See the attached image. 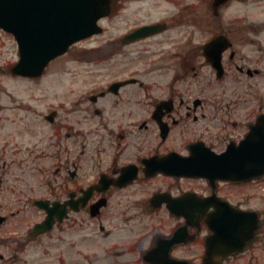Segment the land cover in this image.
I'll list each match as a JSON object with an SVG mask.
<instances>
[{
  "label": "flooded vegetation",
  "instance_id": "flooded-vegetation-1",
  "mask_svg": "<svg viewBox=\"0 0 264 264\" xmlns=\"http://www.w3.org/2000/svg\"><path fill=\"white\" fill-rule=\"evenodd\" d=\"M238 1L245 14L248 0ZM128 2L111 0V36L92 40L103 27L38 74H15L8 64L0 75L31 85L0 104V198L13 192L16 204L5 203L0 223L15 219L20 264L31 247L53 248L56 264L76 252L87 264H264V169L246 177L181 166L249 135L264 140V96L254 86L264 76V21L207 23L209 34L197 40L196 29L182 28L196 26L186 23L197 12L193 0H159L172 6L164 17L118 32ZM211 2L212 14L224 16L230 1ZM151 23L156 32L128 41ZM217 35L228 43L219 68L204 55ZM67 54L65 72H48ZM236 163L229 172L256 160ZM39 203L54 213L45 231L36 225L47 216Z\"/></svg>",
  "mask_w": 264,
  "mask_h": 264
},
{
  "label": "water",
  "instance_id": "water-1",
  "mask_svg": "<svg viewBox=\"0 0 264 264\" xmlns=\"http://www.w3.org/2000/svg\"><path fill=\"white\" fill-rule=\"evenodd\" d=\"M221 1L224 0H214L216 4ZM108 11L109 0H0V26L19 40L20 59L12 70L28 75L39 72L50 58L64 52L68 44L98 32L97 18ZM152 30L153 25L143 26L130 36L140 37ZM225 47L222 37L218 36L206 43L204 51L219 65L220 52ZM248 137L220 155L211 153L201 161L200 158H183L181 166L203 175H209L213 166L221 168V171L212 172L218 175L249 177L261 173L260 170L264 169V140L257 142L251 135ZM231 151L241 154L232 156ZM240 160H256V163L246 172H229L228 169L238 166L236 162ZM48 212L42 223L47 228L52 220V211L48 209Z\"/></svg>",
  "mask_w": 264,
  "mask_h": 264
},
{
  "label": "rangeland",
  "instance_id": "rangeland-1",
  "mask_svg": "<svg viewBox=\"0 0 264 264\" xmlns=\"http://www.w3.org/2000/svg\"><path fill=\"white\" fill-rule=\"evenodd\" d=\"M159 0H131V2H128L126 4L127 9V16L124 15L125 19H123L120 22V25L118 26V32L123 31V28L126 27L125 23H141L145 21H155L158 18L164 17L168 12H170V9L172 6H167V4H164L162 2H157ZM189 1V0H184ZM254 0H248V3L245 5L247 6L246 13L243 14V11L241 9L237 10L240 6H243V4L239 3L238 0H231L227 5V11L224 14V16L221 15L220 18H217L215 15L212 14L211 8H210V0H193L195 7H196V14H192L193 18L188 20L186 23H195L196 26H186L184 25L182 28L184 29H191L194 30L193 32L197 33V35H194V39L200 40L203 38V35H208V27L205 26L207 23H223L227 20H230L232 22H241L240 19H243L242 17H247L250 19H246V21L253 20L254 16L258 21H264V9L260 8L261 6H264V0L262 2L253 3ZM130 4V5H129ZM167 6V7H166ZM178 5H176L177 7ZM135 9L136 12L131 14V11ZM249 9H252L253 11H250ZM174 10V8H173ZM229 17V18H225ZM102 25L105 29V34L102 36L94 37L92 40H97L100 38H107L112 35L114 32L115 27L112 26L114 20L109 16L108 18H104L102 21ZM117 31V29H116ZM202 34V35H201ZM92 40H87L83 43L86 45L92 44ZM152 45L154 43H151ZM70 54V53H69ZM65 55L60 61H55L50 68L48 69V72H58V71H64L67 66V59L68 55ZM16 59V44L15 41L10 33L4 32L0 30V66L4 67L10 64L12 61ZM59 61V62H58ZM49 76H52L50 74ZM256 83L254 86H256L257 93L260 91L261 96H264L263 88H264V76H261L260 78L254 80ZM249 82V81H248ZM252 82V80H251ZM47 90L50 91V88L55 86H61V84L57 85L55 83H44ZM29 83H22L20 80L15 78H10L8 75H3L0 78V104L3 105H9V102L12 101L11 96L12 94H15L16 89H21L22 87H30ZM50 87V88H49ZM252 94V93H251ZM16 96V94H15ZM43 171V170H42ZM43 173H46L43 171ZM40 175V173H39ZM10 181V180H8ZM41 191H39L40 193ZM4 200L6 204L10 205V208L14 210V193L13 192H5ZM0 202L4 203L3 200L0 198ZM4 205L0 206V214H8V212H4L2 209ZM14 218H9L8 221L5 223H0V264H20L18 260V255L14 248V239L15 237L12 236L14 234ZM80 234L78 231L77 233L74 232L71 234V237H73L75 240L78 238L77 236ZM67 233H65V242L67 238ZM29 253L27 254L25 260L27 261V264H56V260L54 259V252L55 250L52 248L48 252V254H43L42 251L38 248L31 247L29 250ZM79 253H83V251L78 250ZM86 252V251H85ZM66 256V253H65ZM73 258L71 257L69 259V264H75V261H79L80 264H87L88 261L83 260L81 256L76 252L72 254ZM67 256L65 257V259ZM67 264V263H66ZM94 264H103L101 262H97Z\"/></svg>",
  "mask_w": 264,
  "mask_h": 264
}]
</instances>
